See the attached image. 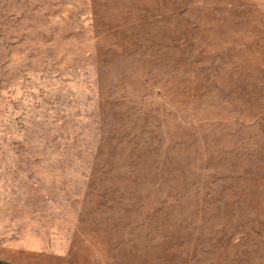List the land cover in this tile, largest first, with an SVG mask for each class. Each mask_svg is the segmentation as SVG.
Returning a JSON list of instances; mask_svg holds the SVG:
<instances>
[{
  "label": "rangeland",
  "instance_id": "374dc122",
  "mask_svg": "<svg viewBox=\"0 0 264 264\" xmlns=\"http://www.w3.org/2000/svg\"><path fill=\"white\" fill-rule=\"evenodd\" d=\"M0 264H264V0H0Z\"/></svg>",
  "mask_w": 264,
  "mask_h": 264
}]
</instances>
